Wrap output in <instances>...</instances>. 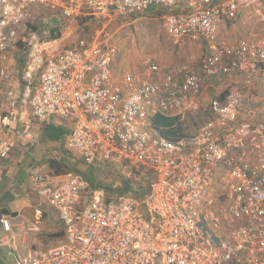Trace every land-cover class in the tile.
I'll list each match as a JSON object with an SVG mask.
<instances>
[{
  "label": "built area",
  "instance_id": "2783aa9c",
  "mask_svg": "<svg viewBox=\"0 0 264 264\" xmlns=\"http://www.w3.org/2000/svg\"><path fill=\"white\" fill-rule=\"evenodd\" d=\"M176 4L0 0V129L23 122L22 134L38 142L44 124L66 120L72 125L67 147L85 165L111 164L130 183L146 179L149 184L141 200L100 193L86 200L77 177L57 181L36 173L39 193L58 210L65 236L59 245L35 253L8 243L17 264H264V100L261 108L245 106L255 79L264 77V37L231 46L218 42L224 20H235L249 8L264 16V0H196L193 11L171 12ZM37 5L66 20L103 19L113 12L129 16L157 5L172 38L209 42L213 53L197 70L176 68L165 77L149 59L147 83L138 86L129 74L118 83L111 67L118 50L105 26L91 39L62 49L52 37L56 24L34 14ZM35 23L42 29L34 30ZM232 74L241 76V83L225 99L211 101L212 118L197 136L170 141L152 132V117L199 109L206 80ZM16 75L21 95H6L4 87ZM28 107L37 125L25 121ZM248 141L256 144L257 156L231 160L220 174L228 156ZM13 150L14 144L0 137V160L9 159ZM218 184L226 206L215 204ZM16 223L10 216L3 219L12 241Z\"/></svg>",
  "mask_w": 264,
  "mask_h": 264
},
{
  "label": "crops",
  "instance_id": "0c3cea01",
  "mask_svg": "<svg viewBox=\"0 0 264 264\" xmlns=\"http://www.w3.org/2000/svg\"><path fill=\"white\" fill-rule=\"evenodd\" d=\"M226 0H216V3H220ZM198 8V5L196 4V0H181V2L178 0L177 4L170 10L174 13H183V12H190ZM162 11V8L160 6L154 5L151 7H148L140 17V21H152L154 19H159L160 12ZM138 14H134L132 17L135 18ZM59 16V22L61 21L66 22L70 21V26L66 31H63V34L59 40V46L64 49L67 47H74L76 45V42L84 37H76L75 31L79 30L81 26L86 27L89 25L98 24L97 22L101 21L104 23V26L106 27L111 25L114 27L117 25L119 18V15L117 13L110 14L107 18H92L89 16H83L81 18H78L76 20H66L65 18ZM263 17V15L255 8H249V9H243L238 18L235 20H224L220 27H219V33H218V42L220 44L225 45H237L241 40L249 39V40H256L259 39L258 37H254L255 35L259 34L260 32V26H259V18ZM66 21H65V20ZM136 19V18H135ZM64 20V21H63ZM97 21V22H96ZM135 20V22H137ZM258 26V27H257ZM90 27V26H89ZM107 28V27H106ZM65 30V29H64ZM113 36V45L118 50V42L117 38H115V35L112 33ZM92 35L88 37V39H91ZM182 43L191 45L196 54H193L195 59L199 58L202 54V57L211 55L213 53V50L211 49V44L209 42H194L189 39L184 40ZM193 44V45H192ZM200 49H202L200 54ZM146 65V64H145ZM112 71L113 75L116 78V61L112 62ZM198 65L195 68H191L187 66L189 69L197 70ZM176 69V68H174ZM173 70V69H172ZM171 71V70H170ZM169 71V72H170ZM168 73V72H167ZM164 73V77L166 76ZM20 75V74H19ZM20 79V77H19ZM18 79V81L14 78L12 80L11 85L9 87L5 86L4 92L8 94L13 95L14 97H19L21 95V82ZM117 79V78H116ZM151 79V74L149 73L147 69V73L140 74L139 78L135 79L137 85L142 86L147 81ZM165 79V78H164ZM229 80H226L224 82H221L220 85L217 86V81L213 79L206 80L202 92V96L199 98L198 105L199 107H203V102L207 97L213 96L216 98H222L225 99L230 91L235 90L239 83L242 81V77L238 74H232L228 78ZM119 83V82H118ZM216 83V84H215ZM19 87V91L15 93L16 88ZM264 92V77H258L255 79V82L253 86L251 87L249 96L251 98L256 99L258 96H261V93ZM218 96V97H217ZM264 97L262 98L261 104L258 106H251V108H261L263 104ZM257 105V104H255ZM210 110V105H209ZM187 112L181 114L176 113L172 115V117L177 118L179 122L184 126L185 121V114ZM25 121H32L35 125L36 119L32 116L30 107L26 108L25 113L23 114ZM167 116V115H166ZM153 118H151V126L153 133L161 134L160 131L153 126ZM185 128V127H184ZM12 132L17 138L16 141H12V139H9L7 136L4 135V131ZM72 125L70 122L62 119H52L50 122L43 125V128L41 130V138L38 142H33L29 139H27L22 133H23V122H18L16 124H12L10 126H2L0 129V137L4 139L10 140L14 144V148L17 146V148L20 150V153L24 156L23 153H25L28 148H33L30 146H34L37 151H34V157L28 162H24L23 157H19L18 159L11 160H0V207L7 208L11 210V212L18 213L19 216L18 222L14 225V227H18V230L15 231V238L12 242H16L20 248L24 249L25 253L30 252H40L47 248H51L54 246H51L54 244L53 242H47L46 240H41L40 235L44 236L45 234V228L47 227L45 223V219L51 217L54 215V217L57 216V219L61 221L60 215L58 210L50 204L48 199L41 196L38 190V186L35 182V174L41 173L44 175H50V168L47 164V162L52 159L56 158L59 159L57 156L62 148H66L68 152L73 155L75 162L68 163V164L74 173L77 175H68L72 177H79L81 174L79 172L82 171L83 168L86 167L85 164L82 162L81 158L76 155L75 153L69 151L67 147V140L71 133ZM185 128V132H186ZM162 135V134H161ZM190 139L193 138L192 135L185 136L178 138L180 139ZM173 140V141H177ZM42 141L45 143V145L42 147L44 150H41L40 148L37 149L39 142ZM19 152V151H18ZM36 153H40L39 155H35ZM20 156V155H19ZM77 158V159H75ZM67 176V177H68ZM67 177H53L57 181L63 180ZM82 181V180H81ZM119 183H121L119 181ZM119 186L116 184V187ZM27 190H32L29 194L27 193ZM97 193V192H94ZM93 193V194H94ZM25 194L28 195V197L25 196ZM92 194V195H93ZM85 195V192H84ZM92 195L90 197H92ZM86 197V195H85ZM110 198V197H106ZM87 200V197H86ZM50 205V206H48ZM62 222V221H61ZM21 223V225H19ZM63 223V222H62ZM64 226V224H63ZM65 228V227H64ZM5 231V230H4ZM6 232V231H5ZM32 232V233H31ZM31 237H27V235H30ZM57 234V232L49 233V235ZM18 236H20V242H18ZM27 237V238H26ZM12 240V239H11ZM51 241H56L55 244L59 245L63 238L56 239L55 237ZM10 243V240L8 241ZM51 244V245H50ZM11 245V244H10ZM55 245V246H56Z\"/></svg>",
  "mask_w": 264,
  "mask_h": 264
},
{
  "label": "rangeland",
  "instance_id": "374dc122",
  "mask_svg": "<svg viewBox=\"0 0 264 264\" xmlns=\"http://www.w3.org/2000/svg\"><path fill=\"white\" fill-rule=\"evenodd\" d=\"M178 1V0H177ZM181 2V0H179ZM34 14H39L40 16H44V18L52 21V23L60 24L59 22V16L58 13H51L48 10L43 9L41 6L37 5L33 8ZM119 15V14H118ZM133 15L129 16H122L119 15V20L117 25L112 27L111 25L107 26L106 29L112 34L115 35V38H117V46H118V54L114 61H116V78L115 80L119 83L123 82V78L126 75H131L135 79L139 78L140 74L147 73V66L145 65L146 60H152L153 62L157 63L163 73H167L170 70L174 68H183V67H191L195 68L199 62L202 60V54L200 49V57L197 59H192L194 57L193 54L195 53L194 48L191 45H188L187 43H182L183 41H177L174 38H172L166 30L163 28L162 22L160 19H154L152 21H140V17L142 14H138L135 16V18L132 17ZM61 18V17H60ZM135 22V20H137ZM65 20V19H64ZM63 20V21H64ZM66 21V20H65ZM97 22V21H96ZM70 21L63 22L65 30L68 29L70 26ZM98 24L89 25L86 27L81 26V28L77 31H75L76 37H84L88 38L90 37L93 32L96 29H100L104 27V23L101 21L97 22ZM259 26H260V32L259 34L255 35L254 37L262 38L264 37V16L259 18ZM38 23H35L37 25ZM90 26V27H89ZM258 27V26H257ZM193 45V44H192ZM227 78H224L223 80L217 81V86L221 84V82H224L226 80H229ZM15 79L18 81L19 76L16 75ZM20 80V79H19ZM213 81V79H211ZM21 82V81H20ZM216 84V83H215ZM19 91V87L16 88L15 93ZM218 97V96H217ZM264 97V92L261 93V96H258L256 99L253 100L250 96L246 99L245 106L247 108H251V106H258L261 104V100ZM216 98L213 96L207 97L205 101L203 102V107L197 109V110H187V112L184 116V127L186 128V132L188 135H192V137H195L198 135L199 130L202 128V126L208 122L212 115L209 110V105L211 101ZM257 104V105H255ZM184 112V113H185ZM5 136H7L9 139H12V141H16L17 138L12 132L4 131L3 132ZM37 149L44 150L42 148L45 143L42 141L39 142ZM33 148H28V150L23 153L25 158L23 159L24 162L30 161L32 157H34V151H37L34 146H30ZM61 152L57 155L59 157V160H62L64 163L68 161V163L75 162L73 155H71L70 152L64 147L62 148ZM19 151V152H18ZM40 153H36L35 155H39ZM258 149L256 147V144L252 141H248L243 148L234 151L231 153L227 160L223 162L222 169L220 170V174H222L227 166L229 165V161H239V160H246V159H253L257 156ZM20 155V156H19ZM23 155L20 153V150L17 148V146L14 148L10 159H18L19 157H22ZM23 156V157H24ZM77 159V158H75ZM81 167L83 168L80 173L84 174L87 173L90 167H93L92 174L94 176L95 182L102 183L103 186H114L116 187V184L120 186L121 179H124V177L120 174L119 168L117 166L107 164V163H101L99 165L95 166H87ZM71 175H77L76 173L72 172ZM221 176V175H220ZM79 180H81V177H78ZM221 178H219L220 180ZM83 182V181H82ZM84 184V191H88L89 193L92 191L100 193L104 197H111L107 194L104 190H91L90 187H88L87 184ZM221 185L218 184L215 187V193H214V199L215 204L217 207L226 206L228 204L226 194L221 189ZM32 191V190H31ZM30 190H27V193L29 194L31 192ZM26 197H28L27 194H25ZM113 198L116 197V195L112 196ZM135 198V197H134ZM50 206V205H48ZM18 214V213H16ZM15 218V220H20L19 216H11ZM45 223L47 227L45 228V235L44 237H47V242H53L54 244H50L51 246H55L56 241H51L53 238H51L52 232H60L64 226L63 223L57 219V216L54 217L52 215L51 217L45 219ZM21 225V223L19 224ZM15 231L18 230V227H13L12 231L15 234ZM32 233V232H31ZM41 236V235H40ZM27 237H31L30 235H27ZM26 237V238H27ZM12 234L5 232L4 228L0 227V264H17L16 262V253L12 251L11 247L8 245V241L10 240V244H12ZM18 242H20V236H18ZM57 246V245H56Z\"/></svg>",
  "mask_w": 264,
  "mask_h": 264
},
{
  "label": "trees",
  "instance_id": "16d2710c",
  "mask_svg": "<svg viewBox=\"0 0 264 264\" xmlns=\"http://www.w3.org/2000/svg\"><path fill=\"white\" fill-rule=\"evenodd\" d=\"M54 23V22H53ZM56 24V23H54ZM43 27L42 24L34 25L33 29L36 31L41 30ZM65 27L63 23L56 24L55 27L52 29V37L53 38H60L63 34ZM153 126L157 128L160 133L171 140H177L181 137H187L189 136L187 132H185L184 126L181 124V122L178 121L177 118H174L172 116H166L162 114H158L153 118ZM49 168H50V177H66L70 175L73 170L72 168L64 163L62 160L52 158L47 162ZM93 167H90L88 172L82 174L80 173L81 180L90 187L91 190H104L107 192L109 196L116 195V197H122L126 195H130L133 198L137 200H141L145 197V195L148 192L149 184L148 181L145 179L140 184H132L129 181H127L125 178L121 179L120 186L114 187V186H103L102 183H96L94 176L92 174ZM85 195L87 197V200L90 199V196L93 194L91 191L90 193L86 190L84 191ZM83 192V193H84ZM110 197V198H111ZM17 214L14 212H11V210L0 207V227H4L3 225V219L7 216H16ZM65 236V228H63L60 232L57 234L51 235V238L56 239H62ZM47 237L40 236L41 240H46Z\"/></svg>",
  "mask_w": 264,
  "mask_h": 264
}]
</instances>
